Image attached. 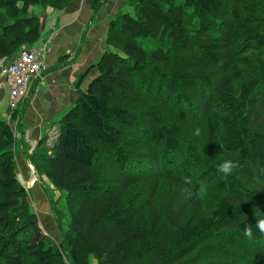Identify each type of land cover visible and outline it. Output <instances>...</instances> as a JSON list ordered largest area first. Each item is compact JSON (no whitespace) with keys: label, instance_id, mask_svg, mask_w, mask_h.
Wrapping results in <instances>:
<instances>
[{"label":"trees","instance_id":"trees-1","mask_svg":"<svg viewBox=\"0 0 264 264\" xmlns=\"http://www.w3.org/2000/svg\"><path fill=\"white\" fill-rule=\"evenodd\" d=\"M72 1L0 0V61L40 41L33 8ZM124 5L57 140L27 157L66 194L58 243L17 177L21 123L0 119V264H264V0Z\"/></svg>","mask_w":264,"mask_h":264},{"label":"crops","instance_id":"crops-1","mask_svg":"<svg viewBox=\"0 0 264 264\" xmlns=\"http://www.w3.org/2000/svg\"><path fill=\"white\" fill-rule=\"evenodd\" d=\"M124 4L125 0H105L97 11H93L90 0H74L60 12H39L41 38L37 45L51 36L45 57L47 71L33 84L32 93L20 105L21 117L17 122L11 118L8 89L0 80V119H5L11 126L21 123L15 155L17 177L24 182L28 183L30 179L28 155L52 125L73 107L79 91L86 90L96 76L91 66L105 52L108 24L118 13L126 11ZM63 56H68L69 61L61 65L58 60ZM47 184L45 179L38 178L27 190L41 229L52 241H59V236L52 230L51 209L45 193Z\"/></svg>","mask_w":264,"mask_h":264},{"label":"built area","instance_id":"built-area-1","mask_svg":"<svg viewBox=\"0 0 264 264\" xmlns=\"http://www.w3.org/2000/svg\"><path fill=\"white\" fill-rule=\"evenodd\" d=\"M51 36L38 45L22 49L17 56L9 62L0 61V80L8 89V107L11 113L16 110L29 96L33 84L47 70L45 57ZM58 128L53 125L45 136L44 146L50 148L57 140ZM30 180L28 184L21 177L19 182L27 189L37 182L36 172L29 164Z\"/></svg>","mask_w":264,"mask_h":264},{"label":"rangeland","instance_id":"rangeland-1","mask_svg":"<svg viewBox=\"0 0 264 264\" xmlns=\"http://www.w3.org/2000/svg\"><path fill=\"white\" fill-rule=\"evenodd\" d=\"M32 12L35 13V14H38L39 13V8H33ZM45 63H46V61H45ZM15 126H16V124L14 126H12V127L15 128ZM35 174H36L37 181H38V178L40 179V177L37 175V173H35ZM29 175H30V170H29ZM47 185L48 186H46L47 190L45 191V193H46V197H47V200H48V203H49V207L51 209L50 210L51 211L50 216H51V219H52L51 220L52 221V230L55 232V234H57L59 236V239H60V237H61L60 232H64L68 228V224L70 222V213H69V211H68V209L66 208V205H65V195L66 194L62 190H57V189L52 188V186H50L49 184H47ZM28 187H31V186L28 185ZM31 202H32V198L30 196V203ZM31 206H32V203H31ZM34 208L32 206V209H33L34 213L37 215V218H38V213L35 211ZM43 213H45V212H43ZM56 216L59 217V221L58 222L56 220ZM38 220H39V218H38ZM54 242L58 243L59 241H57L55 239ZM89 264H97V261L93 257H91L89 259Z\"/></svg>","mask_w":264,"mask_h":264},{"label":"clouds","instance_id":"clouds-1","mask_svg":"<svg viewBox=\"0 0 264 264\" xmlns=\"http://www.w3.org/2000/svg\"><path fill=\"white\" fill-rule=\"evenodd\" d=\"M196 134L199 135V129H197ZM238 167V164L233 160H225L221 164L218 165L217 171L218 173H222L225 176H230L233 174L235 169ZM256 230L260 233H264V219H260L255 224ZM245 235L249 238L253 236V227L246 226L245 227Z\"/></svg>","mask_w":264,"mask_h":264}]
</instances>
